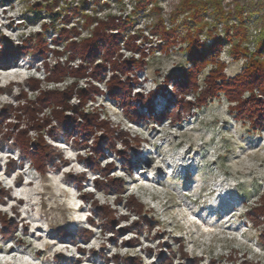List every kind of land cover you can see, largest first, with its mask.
I'll list each match as a JSON object with an SVG mask.
<instances>
[{"label": "rangeland", "instance_id": "374dc122", "mask_svg": "<svg viewBox=\"0 0 264 264\" xmlns=\"http://www.w3.org/2000/svg\"><path fill=\"white\" fill-rule=\"evenodd\" d=\"M261 25L264 0H0V264H264Z\"/></svg>", "mask_w": 264, "mask_h": 264}, {"label": "trees", "instance_id": "16d2710c", "mask_svg": "<svg viewBox=\"0 0 264 264\" xmlns=\"http://www.w3.org/2000/svg\"><path fill=\"white\" fill-rule=\"evenodd\" d=\"M1 1H3V3H10L11 1H14V0H1ZM45 1H47V0H45ZM51 19L53 20L52 22H55V20H57V17L51 16ZM87 42L90 44V50H89V55L91 57L90 59L98 58L99 55H100L99 53H100L101 48H102V50L103 49L108 50L109 47H110L109 46V39L107 40V37L104 34L103 35H98L97 33L96 34L93 33L91 39L87 40ZM218 44H219V40H216V41L213 40L210 47L202 46L201 48H203V49H202V52L200 54H197L196 51H193L192 49H189L188 50V54H189L188 56L190 57L189 58L190 59V63L193 65L195 63V61H197V59L194 60L195 58L202 59V57H204L206 55H208L207 56L208 58L213 60L215 57H217V54L214 52V50L216 49L215 47ZM0 47H1V45H0ZM256 49L261 50L262 52H264V25L260 26L259 43H258V46L256 47ZM212 52L214 53L213 56L211 54ZM202 53H203L204 56L201 55ZM261 76H262L261 70H257L256 72H254V75L251 78H247V80H245L243 82V84H240V86L241 85H245V87H246V86H249V85H255V86L259 87V85H261V83L259 82L261 80V78H262ZM184 81L187 82V78H186L185 75H184ZM228 85L229 84H226V86H228ZM224 86H225V84H224ZM210 87L211 88L208 90L210 93H212L210 98L212 96H215L217 93H220L221 91H224L221 87H217L215 84H211ZM258 89H259L258 91H260L259 92L260 95H262L264 92H261L260 87ZM233 94H226V96L229 99V101H237L234 98H232L233 96H229V95H233ZM151 102L149 101L148 103H145V102H142V101L141 102L138 101V106L137 107H140V108L145 107V110H147L151 106ZM240 110H242V109H240ZM242 111H243V113L240 114L242 116L241 119H243L245 121H249V122L254 121L255 122V121H261L262 119H264V112H261L260 109L259 110L243 109ZM242 111H240V112H242ZM247 215H248V218L251 221H255L254 220V217L256 216L255 211L249 212V214H247ZM263 243H264V240H263Z\"/></svg>", "mask_w": 264, "mask_h": 264}, {"label": "bare ground", "instance_id": "6f19581e", "mask_svg": "<svg viewBox=\"0 0 264 264\" xmlns=\"http://www.w3.org/2000/svg\"><path fill=\"white\" fill-rule=\"evenodd\" d=\"M187 176H191V174H188ZM221 214V213H220Z\"/></svg>", "mask_w": 264, "mask_h": 264}]
</instances>
